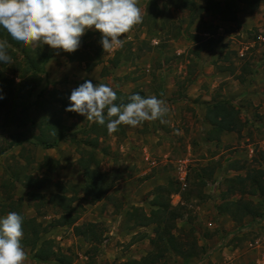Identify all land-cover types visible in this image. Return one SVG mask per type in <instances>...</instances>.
Segmentation results:
<instances>
[{
    "label": "rangeland",
    "instance_id": "rangeland-1",
    "mask_svg": "<svg viewBox=\"0 0 264 264\" xmlns=\"http://www.w3.org/2000/svg\"><path fill=\"white\" fill-rule=\"evenodd\" d=\"M196 1L205 3L206 0ZM139 6L143 12V22L123 36L125 40L134 42L137 54L138 48L145 45L139 58H134L115 69L109 66V72L104 74L103 66L117 49L104 52V62L92 71L86 70L85 62H70L65 56V51L60 50L48 62L47 76L40 89L48 80L50 88H57L67 95L82 79L89 77L94 84L111 85L116 92H121L124 98L138 91H143L145 97L163 92L160 98L166 101L169 112L163 118L164 122L160 119L147 121L137 127H126L125 135L115 133L102 139L99 146L101 152L98 151L101 168L110 171L119 179L107 199L90 203L84 200L82 195H78V203L83 205L78 224L94 222L100 239L93 242L77 237L72 227L67 224L50 226L60 214L49 203L42 209L46 215L38 217L39 221L49 226V231L43 238H51L56 247L71 257V264H115L124 260L139 259L149 253L154 248L151 238L157 236L153 226L134 227L127 219L126 212L132 205L143 206L148 212L152 208L150 203L153 183L148 181L144 187V180L138 177V173L141 167L139 159L142 144H148L157 135L170 138L172 144L171 161L162 165L165 176H161L160 183L179 177L180 160L188 158L187 184H199L194 186L196 197L189 201L191 204L184 206V214L176 222L173 232L190 231L191 227L193 236L198 240L199 246L203 247L199 257H204L205 264H222L223 259L219 256L208 260L209 256L206 255L219 251L225 257L228 255L224 253L234 249L241 251L237 264H251L249 258L255 263L256 253L253 252L254 246L251 244L254 245L258 238L264 240V217H246L241 222H236L230 213H220L217 206L221 202L222 181L226 176L245 174L248 168L264 169V0L252 11L248 10V4L241 2L240 18L233 23L220 22L217 17L205 14L204 18L208 23L221 26L215 35L217 43L211 45V50L208 46L200 47L206 42L208 34H203L201 45L190 38V34L196 32L195 28L199 22L187 28L189 10L182 7L181 0H139ZM82 38L88 42L94 37L88 36L86 31ZM227 50L230 52V59L223 61L222 57ZM239 51L241 53L238 55ZM228 62L234 64L233 78L246 79L250 76L248 91H241L244 88L234 83L232 91L236 92V96L233 98L226 93V85L221 83L219 86L220 80L224 81L220 66ZM214 72L220 76H215L211 82L209 78ZM188 76L197 77L202 90L196 86L191 88L187 82ZM217 79L220 80L216 83ZM245 85L247 88V83ZM212 94L216 96L213 99L222 96L230 98L240 108L241 118L245 123L241 131L226 133L219 142L207 139L210 126L204 118L206 110L203 101L206 102ZM198 99H203L199 101V107L194 103ZM64 116L66 124L70 126L67 139L59 142L54 148L44 149L38 146L32 155L29 153L35 157L31 164H28L29 170L32 168L35 175L39 173V162L45 155L61 161L62 168L52 175V183L41 189V192L48 195L58 190L54 185L56 182L65 183L69 188H72L73 184L83 183L84 174L79 168L78 159L86 148L83 141L93 137L89 133L92 122L85 116L76 112ZM192 139L196 140L195 144ZM10 143L8 133L0 127V201L1 183L7 168L11 165L15 169L18 164H25L20 156L23 146H11ZM250 145L254 148V153L249 151ZM23 154L27 155L28 152L24 151ZM233 163L243 170L230 169ZM206 166V182L203 185L197 177V170ZM212 171L214 174L210 176ZM129 178V190L122 189L124 181ZM203 187L209 198L201 200L197 194ZM15 194L25 195L26 190L19 186ZM179 200L180 197L172 196L174 204ZM24 208L28 216H36L34 200L27 199ZM5 215L0 213V217ZM209 222H212V225H209ZM24 249L28 254L25 264H60L53 260L47 263L39 262L31 247L24 246ZM168 260V264H185L188 261L174 254H171Z\"/></svg>",
    "mask_w": 264,
    "mask_h": 264
},
{
    "label": "trees",
    "instance_id": "trees-1",
    "mask_svg": "<svg viewBox=\"0 0 264 264\" xmlns=\"http://www.w3.org/2000/svg\"><path fill=\"white\" fill-rule=\"evenodd\" d=\"M260 1L206 0L205 3H201L196 0H181L182 7L189 10L187 28L199 22L195 28L196 32L191 33L190 38L201 45L202 39H204L203 34L207 33L206 42H203L200 47L208 46L211 50V45L217 43L215 35L221 26L208 23L204 15L217 17L224 23H233L238 21L241 2L248 4V10L252 11L258 7ZM87 35L94 38L88 42L82 38L80 47L75 52H65V56L70 62H85L86 70L92 71L104 62V50L99 42L101 33L98 30L89 29ZM121 39L124 41L123 47L118 48L113 57L109 58L106 65L103 66L104 74L109 72V66L115 69L134 58H139L140 52L145 48V45L140 46L139 54H137L132 40H125L123 36ZM0 40L8 41V52L13 59L12 65L0 63V89H2L4 97L0 100V127L5 133H8L11 146H23L20 156L25 161V164H23L24 162L18 164V168L13 169L11 165L7 168L1 183L0 213L5 215L15 211L24 217L22 244L31 247L34 257L39 262L47 263L53 260L60 264H71V257L67 256L61 248L56 247L51 238H43V235L48 233L49 226L39 221L38 217L46 215L42 209L49 203L60 214L59 218L49 224L50 226L67 224L72 227L74 235L77 237L93 242L100 239V233L94 222L78 224L83 211V205L78 203V195H82V198L90 203L107 199L119 179L110 171L101 168L102 162L98 157L101 141L109 134L104 126L93 122L90 125L89 133L93 137L83 141L86 148L80 153L78 159L79 168L84 174V181L81 185L73 184L70 190L65 183L56 182L54 184L58 188L56 192L49 195L41 192V189L52 183V175L61 170L62 164L59 159L45 155L39 162V169L42 172L40 174L39 171L35 175L32 168L29 170L28 166L35 157L30 156L29 153L31 152L32 155L38 146L44 149L54 148L59 142L67 139L70 126L66 124L64 115L73 114V112L65 110L70 104L68 97L71 93L64 95L59 89L50 88L48 80L46 85L40 89L47 76V64L57 54V50L46 44L40 47L24 45L22 42L13 40L2 27H0ZM229 53V50L225 52L222 57L223 61H229ZM233 65L232 62L221 65L220 71H229L234 74ZM163 79L162 76V82ZM240 79L242 82L245 80L244 78ZM85 80H91L94 83L92 79L85 77L76 87ZM137 93L145 96L143 91ZM117 95L127 102V98H124L121 92H117ZM156 96L162 97L163 92ZM120 102V100L117 101V103ZM205 107L206 119L211 124L207 135L209 140H220L224 134L241 131L244 128L245 123L241 118L240 108L230 98L220 97L211 102L206 101ZM126 127L131 126L120 125L119 131L115 133L125 135ZM54 133L56 134L54 135ZM103 149L107 150V148ZM24 151H27L28 154L24 155ZM234 163L231 164L230 169L243 170ZM207 167L197 170V177L203 185L206 182ZM213 174L214 171L210 173V176ZM195 185L199 184L195 182ZM19 186L26 190L25 195L15 194ZM194 186L187 184L186 188H182L176 178H169L166 183L159 184L152 190L150 203L152 208L149 212L143 206L132 205L126 212L127 219L132 222L134 227L153 226L155 236L157 235L151 238L154 248L139 259L124 260L115 264H168L171 254L182 257L184 261L188 260V264L191 259L199 257L203 247L199 246L191 227L190 231L173 232L176 222L184 214V206L191 204L189 201L196 197ZM174 194L181 197L176 204L172 201ZM197 195L201 200L209 198L204 187L198 190ZM27 199L36 202V216L27 215L24 208V202ZM217 208L220 213H230L236 222H241L246 217L263 218L264 169L248 168L245 174L226 176L222 181L221 202Z\"/></svg>",
    "mask_w": 264,
    "mask_h": 264
},
{
    "label": "clouds",
    "instance_id": "clouds-1",
    "mask_svg": "<svg viewBox=\"0 0 264 264\" xmlns=\"http://www.w3.org/2000/svg\"><path fill=\"white\" fill-rule=\"evenodd\" d=\"M143 18L139 0H0V27L13 40L31 47L46 44L57 54L59 50L75 52L89 29L101 33L99 42L105 53L122 48L121 37ZM8 47L7 40H0V63L12 65ZM3 98L0 89V100ZM68 99L66 111L106 127L109 135L119 131L120 125L164 122L169 112L166 101L155 95L133 93L124 102L111 85L91 80L73 88ZM23 223L24 217L15 211L0 217V264H25Z\"/></svg>",
    "mask_w": 264,
    "mask_h": 264
},
{
    "label": "crops",
    "instance_id": "crops-1",
    "mask_svg": "<svg viewBox=\"0 0 264 264\" xmlns=\"http://www.w3.org/2000/svg\"><path fill=\"white\" fill-rule=\"evenodd\" d=\"M262 1L263 0H261L260 2H262ZM239 18H240V13H239L238 19ZM188 21H189V19H188ZM205 34H207V33H205ZM177 53H179V52H177ZM240 53L241 52L239 51L238 55ZM179 55H181V54H179ZM81 63L84 64V62H81ZM222 74L224 75V81H222L220 79H217L216 80V83L220 80L219 86L221 85V83H223V85H226L225 86L226 87V93L228 95H230L231 98H233V97L236 96V94H235L236 92H233L232 91V86L234 85V83H238V84H240L244 88L241 91H248V87H249V83H250L249 82L250 76H248V78H246V79L244 78L245 80H244V82H242L240 78H243V77L233 78L232 77L233 74H231L229 71H224ZM215 76H220V75H218L217 72L216 73L215 72L212 73V76L210 75L209 81L213 82ZM231 78L233 79L232 81L229 80ZM187 82H188V84H190V87L191 88L193 86H196L199 89H201L200 88L201 86H200L199 82H197V77L188 76ZM246 83H247V88H246V85H245ZM214 97H215L214 94H212V96H210V97L208 96V98H207L208 100L207 101H212L211 99H213ZM222 97H224V96H222ZM226 98H228V97H226ZM199 101H203V99H200V100L198 99V100H195L194 101V103H196V106L197 107H199ZM203 103L205 104L204 101H203ZM205 110H206V107H205ZM205 115H206V111L204 113V118H205L206 122L208 123V125L211 128V124L206 119V116ZM195 130L198 131V128H196ZM143 137H145V136H143ZM223 137L224 136H222L220 138V140H222ZM220 140H213V141L214 142H219ZM192 141L195 144L196 140L195 139H192ZM208 141H211V140L208 139ZM142 145H143V147L141 149V154H140V159H139L140 160L139 162H140V166L141 167H140V171L138 173V177H141V179L144 180V182H143V184H144L143 186L144 187H146L145 185H147V182L148 181H151V183H153V186H154V187H152V190H153L157 185L164 184V183H166L168 181V179H166V181L160 183L161 182V178L165 176L164 175L165 174L164 173V166H162V165H165V164H167L168 162L171 161L172 144L170 142V138L160 137V136H157L156 135L154 137V140H151L150 142H148V144L143 143ZM249 151L251 153H254V148L252 147V145H250V150ZM229 175H233V174H229ZM180 176L176 178V180H178L179 183H181V181L179 180ZM130 179L131 178H129V179H127V180L124 181V186H123L122 189L129 190L128 187H127V183H128V181ZM127 192L129 194L131 193V191H127ZM173 196L180 197V195H178V194H174ZM231 251L232 250H229L227 253H224V254L228 255V256H225V257H223V254L220 253L219 251H217V253L216 252L210 253L209 255H206V256H209L208 260L209 259H215V257H218L219 256L220 259H223L222 264L223 263L225 264L227 262V260L229 259V256H230ZM256 255H255L254 261L257 264V261H258L257 258L260 255L258 253H256ZM249 261H250L251 264H255V263H253V259L249 258ZM204 262H205L204 257H195V258L191 259L188 264H205ZM180 264H184V263L183 262H180ZM185 264H187V263H185Z\"/></svg>",
    "mask_w": 264,
    "mask_h": 264
},
{
    "label": "built area",
    "instance_id": "built-area-1",
    "mask_svg": "<svg viewBox=\"0 0 264 264\" xmlns=\"http://www.w3.org/2000/svg\"><path fill=\"white\" fill-rule=\"evenodd\" d=\"M180 169H181V176L179 180L181 181L182 188H186L187 186V159H181L180 160ZM209 225H212V222H209ZM251 246H254L252 250L253 252L258 253L260 256L257 258V264H264V240H261V238L256 239L255 244H251ZM241 256V251L239 249H234L231 251L229 259L225 264H237L238 258ZM224 264V263H223Z\"/></svg>",
    "mask_w": 264,
    "mask_h": 264
}]
</instances>
